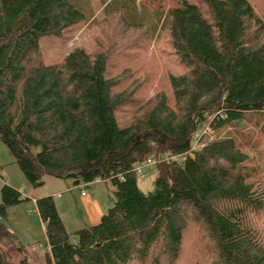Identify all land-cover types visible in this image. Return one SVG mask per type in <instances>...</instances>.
I'll return each instance as SVG.
<instances>
[{"label": "trees", "instance_id": "16d2710c", "mask_svg": "<svg viewBox=\"0 0 264 264\" xmlns=\"http://www.w3.org/2000/svg\"><path fill=\"white\" fill-rule=\"evenodd\" d=\"M100 2L103 20L91 21L103 40L44 61L41 39L90 21V4L0 0V140L33 187L48 175L75 184L107 180L114 188V204L99 221L72 232L51 195L35 198L48 262L182 264L188 238L199 246L188 264H264V5ZM108 27L142 34L144 42L164 38L165 89L143 100L134 95L145 79L118 88L123 77L106 68L113 52L105 47ZM123 108L130 117L121 123ZM209 114L214 131L231 127L232 134L190 154ZM164 154L185 155L152 165L153 189L143 192L136 167ZM24 199L1 186L0 241L7 247L0 264H30L11 260L22 248L12 246L1 222L7 207Z\"/></svg>", "mask_w": 264, "mask_h": 264}, {"label": "rangeland", "instance_id": "374dc122", "mask_svg": "<svg viewBox=\"0 0 264 264\" xmlns=\"http://www.w3.org/2000/svg\"><path fill=\"white\" fill-rule=\"evenodd\" d=\"M248 1L254 5H264V0ZM82 2L84 4L86 0H82ZM87 2L93 10L92 16L89 17L90 21L78 22L62 36H45L41 39L39 54L44 61H55L74 47H83L90 51L98 45L95 44L96 41L103 40V37L100 38L102 33H99L98 25H94L91 21V18H95L98 22L103 20L101 14L103 6L100 0H87ZM124 9H127V5L124 6ZM108 28L107 33L111 35V42L105 39V47L108 46L107 50H113V52L110 53L106 68L110 76L123 77L118 88L129 87L136 80L145 79L143 85L139 86L134 95V98L143 100L151 98L154 92L165 89L167 87V67L163 64L162 57L164 54L170 56L167 53L170 47L164 38L155 37L144 42L139 40L142 34H139L140 36L136 33L133 35L132 30L127 32L131 36L129 39V35H125L120 29ZM129 117L130 111L128 108H123L118 114L121 123L127 121ZM231 130V127H223L218 131H214L204 141L208 142L215 138L228 136L232 134ZM246 131H251V126H247ZM143 169L146 175L142 179L139 178L138 184L143 192H148L153 189L155 169L151 166ZM3 184L14 187L21 192L22 196L27 197L19 203L8 206L6 216L1 218V222L11 236L12 246L22 248L12 252L11 260L17 261L22 257H26L30 264H50L47 260L50 254L43 223L35 211V198L43 195L53 197L57 209L64 219L67 232H72L78 227L97 223L100 215L106 212L115 201L114 188L107 180H93L75 184L72 179L46 175L43 177L42 185L38 187L31 186L26 181L17 163L14 162L10 150L0 140V189ZM185 243L180 258L182 264H188L189 262H186V260L199 247L195 240L187 238ZM6 247L7 245L0 241V249L4 250Z\"/></svg>", "mask_w": 264, "mask_h": 264}, {"label": "built area", "instance_id": "2783aa9c", "mask_svg": "<svg viewBox=\"0 0 264 264\" xmlns=\"http://www.w3.org/2000/svg\"><path fill=\"white\" fill-rule=\"evenodd\" d=\"M212 115H208V118L203 122V124L196 130L193 134V139L191 143V147L189 150V153L191 154L192 151L199 150L203 147L205 144V138L212 135L214 132L213 126H212ZM185 154H177V155H170V154H164L163 158L156 159L154 157H150L146 160V162L143 165H139L136 167V171L139 175V177L142 179L145 177V173L143 172L144 167H149L154 165L158 161H170V160H178L183 159ZM100 179H96L95 181H99ZM83 194V192H81Z\"/></svg>", "mask_w": 264, "mask_h": 264}, {"label": "crops", "instance_id": "0c3cea01", "mask_svg": "<svg viewBox=\"0 0 264 264\" xmlns=\"http://www.w3.org/2000/svg\"><path fill=\"white\" fill-rule=\"evenodd\" d=\"M22 195V194H21ZM22 197H24V198H27L26 196H22ZM35 200V199H34ZM34 203H35V201H34ZM56 205V204H55ZM56 208H57V206H56ZM58 210V209H57ZM58 213H59V211H58ZM38 214V213H37ZM103 214V213H102ZM101 214V215H102ZM59 215H60V213H59ZM101 215H100V217H101ZM39 216V215H38ZM60 217L62 218V216L60 215ZM100 217H99V219H100ZM40 218V217H39ZM62 220H63V223H64V219L62 218ZM42 221V220H41ZM99 221V220H98ZM97 221V222H98ZM42 223H43V229H44V233H45V228H44V222L42 221ZM94 224H96V223H94ZM64 225H65V223H64ZM93 225V224H92ZM79 228V227H78ZM46 238V237H45ZM48 247V246H47Z\"/></svg>", "mask_w": 264, "mask_h": 264}]
</instances>
